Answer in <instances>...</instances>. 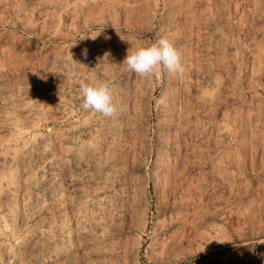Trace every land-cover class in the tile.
Here are the masks:
<instances>
[{
  "label": "rangeland",
  "instance_id": "374dc122",
  "mask_svg": "<svg viewBox=\"0 0 264 264\" xmlns=\"http://www.w3.org/2000/svg\"><path fill=\"white\" fill-rule=\"evenodd\" d=\"M161 37L184 71L129 72ZM97 80L115 118L81 107ZM252 247L264 264V0H0V264H253Z\"/></svg>",
  "mask_w": 264,
  "mask_h": 264
},
{
  "label": "clouds",
  "instance_id": "9594fccd",
  "mask_svg": "<svg viewBox=\"0 0 264 264\" xmlns=\"http://www.w3.org/2000/svg\"><path fill=\"white\" fill-rule=\"evenodd\" d=\"M87 56V52L83 53ZM123 64L131 73L141 78H148L157 67H162L168 74L175 76L184 71L181 55L174 43L166 37H161L147 46H140L135 50H128ZM82 97L81 107L94 113L102 114L106 118H115L118 105L114 102L112 87L107 81L82 82L80 84Z\"/></svg>",
  "mask_w": 264,
  "mask_h": 264
},
{
  "label": "bare ground",
  "instance_id": "6f19581e",
  "mask_svg": "<svg viewBox=\"0 0 264 264\" xmlns=\"http://www.w3.org/2000/svg\"><path fill=\"white\" fill-rule=\"evenodd\" d=\"M8 159V158H7ZM4 160H6V159H4ZM227 238V237H226ZM238 238H239V236H238ZM241 239V238H240ZM239 240V239H238ZM247 239H241L240 240V245H241V247H243V248H245L246 247V245H247ZM250 245V244H249ZM238 246V245H237ZM251 246V245H250ZM246 251V250H245ZM251 251H252V254H251V258H250V260H251V262L253 263V264H255L256 263V261H257V255L255 254V250H254V248L252 247L251 248ZM248 254H250V253H248ZM248 262H249V259H248ZM248 262L246 263V264H248Z\"/></svg>",
  "mask_w": 264,
  "mask_h": 264
}]
</instances>
